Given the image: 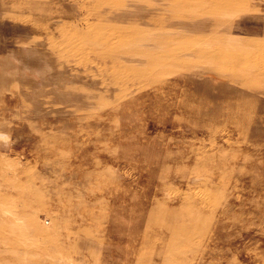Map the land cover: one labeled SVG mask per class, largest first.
<instances>
[{
    "label": "rangeland",
    "instance_id": "obj_1",
    "mask_svg": "<svg viewBox=\"0 0 264 264\" xmlns=\"http://www.w3.org/2000/svg\"><path fill=\"white\" fill-rule=\"evenodd\" d=\"M0 264H264V0H0Z\"/></svg>",
    "mask_w": 264,
    "mask_h": 264
}]
</instances>
